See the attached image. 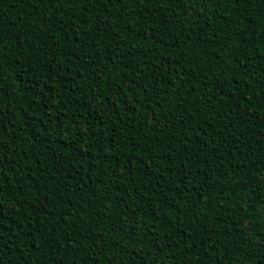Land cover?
<instances>
[{
    "label": "trees",
    "instance_id": "16d2710c",
    "mask_svg": "<svg viewBox=\"0 0 264 264\" xmlns=\"http://www.w3.org/2000/svg\"><path fill=\"white\" fill-rule=\"evenodd\" d=\"M0 264H264V0H0Z\"/></svg>",
    "mask_w": 264,
    "mask_h": 264
},
{
    "label": "snow or ice",
    "instance_id": "6c2138e0",
    "mask_svg": "<svg viewBox=\"0 0 264 264\" xmlns=\"http://www.w3.org/2000/svg\"><path fill=\"white\" fill-rule=\"evenodd\" d=\"M101 23H103V21H101Z\"/></svg>",
    "mask_w": 264,
    "mask_h": 264
}]
</instances>
